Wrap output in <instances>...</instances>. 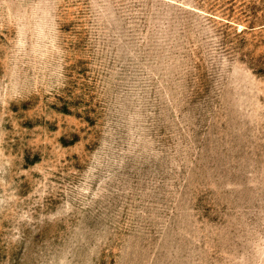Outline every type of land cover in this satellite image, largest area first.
Here are the masks:
<instances>
[{
	"label": "rangeland",
	"instance_id": "rangeland-1",
	"mask_svg": "<svg viewBox=\"0 0 264 264\" xmlns=\"http://www.w3.org/2000/svg\"><path fill=\"white\" fill-rule=\"evenodd\" d=\"M0 264H264V0H0Z\"/></svg>",
	"mask_w": 264,
	"mask_h": 264
}]
</instances>
